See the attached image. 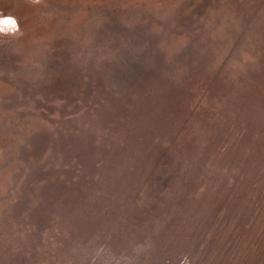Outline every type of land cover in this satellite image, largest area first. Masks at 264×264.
<instances>
[{
    "label": "rangeland",
    "instance_id": "rangeland-1",
    "mask_svg": "<svg viewBox=\"0 0 264 264\" xmlns=\"http://www.w3.org/2000/svg\"><path fill=\"white\" fill-rule=\"evenodd\" d=\"M5 20L0 264L129 240L131 264L150 240L264 264V0H0Z\"/></svg>",
    "mask_w": 264,
    "mask_h": 264
},
{
    "label": "trees",
    "instance_id": "trees-1",
    "mask_svg": "<svg viewBox=\"0 0 264 264\" xmlns=\"http://www.w3.org/2000/svg\"><path fill=\"white\" fill-rule=\"evenodd\" d=\"M4 22H6V20ZM4 22L2 23L0 22V33L3 35H9V34L12 35L16 31L15 27H13L14 26L13 23H10L7 21L5 24H3ZM128 242L135 244V241L129 240ZM128 242L123 244V246L119 249L117 256L115 258L109 259L106 264H131V261H130L131 256L128 257L129 251L127 250V247H129L130 245L128 244ZM149 247L150 249L147 251L146 255L143 257V260L140 261L138 264H202V261L199 260L200 254L195 253V251H192L190 249L186 251L185 255L184 253L180 255L178 254L176 255V253L171 250H167L165 254L163 252L164 249L160 253H158L160 248L154 245L153 243H151V240H150Z\"/></svg>",
    "mask_w": 264,
    "mask_h": 264
}]
</instances>
